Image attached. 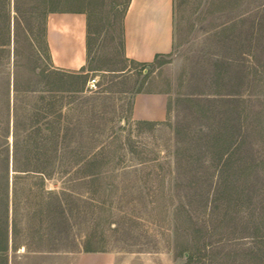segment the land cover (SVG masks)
<instances>
[{"label": "rangeland", "instance_id": "obj_1", "mask_svg": "<svg viewBox=\"0 0 264 264\" xmlns=\"http://www.w3.org/2000/svg\"><path fill=\"white\" fill-rule=\"evenodd\" d=\"M129 1L0 0V264H264V0H174L148 65L123 53ZM53 12L86 15L83 72L51 68ZM138 94L166 118L134 119Z\"/></svg>", "mask_w": 264, "mask_h": 264}, {"label": "crops", "instance_id": "obj_2", "mask_svg": "<svg viewBox=\"0 0 264 264\" xmlns=\"http://www.w3.org/2000/svg\"><path fill=\"white\" fill-rule=\"evenodd\" d=\"M174 0H130L123 18V53L141 65L169 54L174 44ZM46 46L51 68L64 73H80L88 59L87 17L82 12H53L46 19ZM134 119L163 121L166 97L138 94L134 98ZM40 264H118L115 256L81 252L38 255Z\"/></svg>", "mask_w": 264, "mask_h": 264}, {"label": "trees", "instance_id": "obj_3", "mask_svg": "<svg viewBox=\"0 0 264 264\" xmlns=\"http://www.w3.org/2000/svg\"><path fill=\"white\" fill-rule=\"evenodd\" d=\"M16 2H17V0H16ZM4 3H5V6L7 5V6H9V4H10V0H4ZM26 34L28 35V37H29V30L28 29H26ZM88 41H89V30H88ZM29 45L31 46V43H32V39H31V37H30V40H29ZM40 173H43V172H40ZM44 174V173H43ZM6 243H7V246H8V236H7V240H6ZM86 252H88V251H86Z\"/></svg>", "mask_w": 264, "mask_h": 264}, {"label": "built area", "instance_id": "obj_4", "mask_svg": "<svg viewBox=\"0 0 264 264\" xmlns=\"http://www.w3.org/2000/svg\"><path fill=\"white\" fill-rule=\"evenodd\" d=\"M88 88H90V89L96 88V80L95 79H92L88 82Z\"/></svg>", "mask_w": 264, "mask_h": 264}]
</instances>
